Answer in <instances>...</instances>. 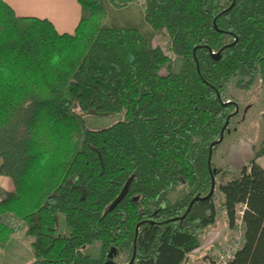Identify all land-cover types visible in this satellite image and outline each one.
Returning <instances> with one entry per match:
<instances>
[{
    "label": "trees",
    "instance_id": "1",
    "mask_svg": "<svg viewBox=\"0 0 264 264\" xmlns=\"http://www.w3.org/2000/svg\"><path fill=\"white\" fill-rule=\"evenodd\" d=\"M108 1L140 4L167 51L137 28L110 26L100 0H78L72 34L0 0V175L14 184L0 199V249L23 227L27 264H104L123 254L122 264H182L216 220L206 196L220 169L207 159L232 106L221 96L233 79L247 88L259 77L264 87V0ZM121 112L107 127L85 125ZM260 153L264 144L217 186L228 227L242 226L224 264H264ZM179 186L188 192L170 202ZM93 242L97 256L84 251Z\"/></svg>",
    "mask_w": 264,
    "mask_h": 264
},
{
    "label": "rangeland",
    "instance_id": "2",
    "mask_svg": "<svg viewBox=\"0 0 264 264\" xmlns=\"http://www.w3.org/2000/svg\"><path fill=\"white\" fill-rule=\"evenodd\" d=\"M162 32L160 31L156 35H149L147 31H144V33L141 31L150 43L161 45L167 51V36ZM179 64V59L174 57L172 70L177 71ZM221 98L225 102H230L232 106L230 108L231 115L223 132L222 140L215 144L211 155V169H220L213 177L214 190L212 194L216 208V220L210 226L197 232L199 247L194 252L188 253V264H196V261L199 263L205 254L209 252H212L210 257L215 259L227 244H231L242 237V226L239 220L234 228L228 227L225 213L221 208V195L217 186L219 183L227 181L239 173L244 165H248L259 147L264 144V87L261 85L259 77H256L247 88L237 87L236 79H233L228 83ZM123 119L124 115L121 112L90 115L85 117L84 121L89 129H99ZM256 161L261 166H264V153L258 154ZM188 190L186 186L177 187L174 191L169 192V201L174 202L181 198ZM58 232L61 234L68 233V228L62 215L58 217ZM84 251L92 256H97V242L87 246ZM30 255L31 251L29 250ZM126 258L127 255L123 254L115 257L114 261L122 264L125 263Z\"/></svg>",
    "mask_w": 264,
    "mask_h": 264
},
{
    "label": "crops",
    "instance_id": "3",
    "mask_svg": "<svg viewBox=\"0 0 264 264\" xmlns=\"http://www.w3.org/2000/svg\"><path fill=\"white\" fill-rule=\"evenodd\" d=\"M100 1L106 10L110 26L134 27L142 33L147 31L149 35L158 34V32L152 31L145 22L140 4L130 3L125 7L115 8L108 0ZM4 2L12 8L17 16L48 20L59 34H72L81 17V6L78 0H4ZM147 41L153 45L149 40ZM13 189L12 180L7 176L0 175V199L5 192H10ZM29 242L30 238L25 234V229L23 227L17 228L5 246L0 249V264H27L32 258ZM29 250L31 251L30 256ZM194 251L195 249L192 250V252ZM206 256H212V252L206 253L199 263L197 261L195 263L202 264ZM188 262V256H186L182 264H188Z\"/></svg>",
    "mask_w": 264,
    "mask_h": 264
},
{
    "label": "water",
    "instance_id": "4",
    "mask_svg": "<svg viewBox=\"0 0 264 264\" xmlns=\"http://www.w3.org/2000/svg\"><path fill=\"white\" fill-rule=\"evenodd\" d=\"M214 27L216 28V24H215V23H214ZM212 54H215L216 56L218 55L217 53H214V52H212ZM230 115H231V114H229V116L227 117V119H226V121H225V123H224V125H223V127H222V129H221V131H220V136H219V138H218L215 142H213V143L210 145L209 153H208V159H207L208 167H209V168H210V163H211L212 147H213L215 144L219 143V142L222 140L223 132H224V130H225L227 124H228V120H229ZM127 185H128L127 183L124 185V187H123V189L121 190V192L119 193V195L116 197V199L114 200V202L111 204L110 209H112L113 207H115V206L121 201V199L124 197V195H125V193H126ZM213 190H214V178H213V176H212V180H211V189H210L208 195L206 196V198L209 197V196L213 193ZM199 198H200V197H193V198H192V200L190 201L189 206H188L186 212L184 213V215H183L182 217H184V216L186 215V213H187L188 210L190 209V207H191V205L193 204V202L196 201V200H198ZM112 252H113V250H112ZM109 256H111V254H109ZM133 258H134V254L132 255L131 261L133 260ZM131 261H130V262H131ZM104 264H117V263H116L115 261H113V260H109V261H106Z\"/></svg>",
    "mask_w": 264,
    "mask_h": 264
},
{
    "label": "built area",
    "instance_id": "5",
    "mask_svg": "<svg viewBox=\"0 0 264 264\" xmlns=\"http://www.w3.org/2000/svg\"><path fill=\"white\" fill-rule=\"evenodd\" d=\"M243 238L241 237L239 240L232 242L231 244H227L226 247L223 248L221 253L217 255L214 259L216 264H224L228 260H230L237 248L241 245Z\"/></svg>",
    "mask_w": 264,
    "mask_h": 264
}]
</instances>
